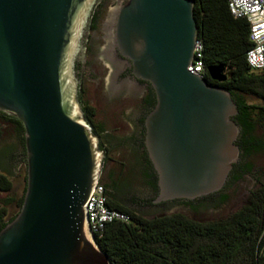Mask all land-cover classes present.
<instances>
[{
  "label": "water",
  "instance_id": "water-1",
  "mask_svg": "<svg viewBox=\"0 0 264 264\" xmlns=\"http://www.w3.org/2000/svg\"><path fill=\"white\" fill-rule=\"evenodd\" d=\"M96 3L0 0V112L22 122L27 166L22 207L0 231V264H112L84 208L105 154L85 118L75 70ZM194 6L124 0L115 16L121 55L156 95L145 119L156 203L217 200L242 154L232 94L190 72ZM207 71L218 83L229 78L223 65Z\"/></svg>",
  "mask_w": 264,
  "mask_h": 264
},
{
  "label": "trees",
  "instance_id": "trees-1",
  "mask_svg": "<svg viewBox=\"0 0 264 264\" xmlns=\"http://www.w3.org/2000/svg\"><path fill=\"white\" fill-rule=\"evenodd\" d=\"M228 1L194 0V16L198 39L204 45L206 69L223 65L229 74L223 83L213 81L208 71L205 79L210 85L228 90L237 104L238 114L233 119L240 127L237 144L242 154L232 171L233 175L239 173L236 179H240L243 174L253 172L251 157L264 158V72L250 68L246 60L252 46L249 24L246 19H235L231 15ZM248 97L257 103L248 102ZM83 110L95 131L94 108L85 103ZM9 135L15 136L17 144L2 146L1 162L11 158L26 164L22 122L0 112V142ZM101 182L107 189L110 207L130 218L129 222L108 225L101 238L94 235L112 264H264V184L251 192L246 205L229 220L201 224L182 215L145 219L120 204ZM11 188L8 176L0 173V191L6 193ZM25 191L26 187L19 200L20 209ZM8 203L0 206V231L16 217L6 220Z\"/></svg>",
  "mask_w": 264,
  "mask_h": 264
},
{
  "label": "rangeland",
  "instance_id": "rangeland-1",
  "mask_svg": "<svg viewBox=\"0 0 264 264\" xmlns=\"http://www.w3.org/2000/svg\"><path fill=\"white\" fill-rule=\"evenodd\" d=\"M121 4L118 2L116 4V0H104L102 2L99 8L97 29L93 34L92 46L95 49L91 52L87 51L84 54L87 56L90 69L96 68L99 75L101 67L97 64L96 54L104 47L102 37L104 31L109 28L110 13L114 9L118 10ZM107 65L109 66L107 71L102 70V73L105 72V75L102 77L103 80H106L111 72L110 65ZM130 84H126L121 89H116V91H106L103 85L97 86L95 83L87 81L88 94L95 100L96 106L99 109V115L96 117L95 122L99 124L100 121H103L110 130L120 125L122 127L121 130L112 131L119 138H124L132 132L135 116L138 112V96L140 91L132 89ZM247 99L248 102L257 103L251 97ZM4 143L17 144V141L15 136L9 135L6 137ZM114 147L116 146L114 145ZM119 152L124 153L125 158L129 162L125 147H117L116 153ZM17 153L18 150L15 154ZM249 161L253 164V172L244 175L237 182H230L227 189L217 200L201 197L193 200L179 199L166 202L160 206L147 207L146 204L152 194V190L141 177L136 158L132 157L130 174L118 184V191H116L119 197L118 200L120 204L132 208L139 216L145 219L182 215L193 222L201 224L227 221L234 213L246 205L251 192L255 191L260 184H264V158L261 155H256L251 157ZM9 169L11 173H5L0 170V173H5L12 182V188L9 192L4 193L0 191V206L9 202L6 206L7 221L16 216L20 210L19 200L26 187L27 176V166L25 163L20 162L19 159L14 160Z\"/></svg>",
  "mask_w": 264,
  "mask_h": 264
},
{
  "label": "flooded vegetation",
  "instance_id": "flooded-vegetation-1",
  "mask_svg": "<svg viewBox=\"0 0 264 264\" xmlns=\"http://www.w3.org/2000/svg\"><path fill=\"white\" fill-rule=\"evenodd\" d=\"M103 1L104 0H97V3L93 8V12L87 27V34H85L84 38V54H86L87 51L91 52L95 49L94 46H92V42L94 39L93 34L97 29L99 8ZM117 2L121 4L124 2V0H116V4ZM116 12L117 9H114L110 13L111 20L109 28L104 31L102 37L104 47L101 48L96 54L97 64L101 67L99 69L100 75L96 71V68L90 69V65L86 55H84L83 57H79V59H77L76 61L75 70L80 81L79 99L82 107L83 104L88 103L94 108V119L96 120V117H98L99 115V109L96 106L95 100L92 99L88 94L89 88L87 85V81L95 83L97 86L103 85L106 91H116V89H121L124 85H129L130 83L132 89H138L140 91V94L138 96L139 106L137 115L135 116L134 128L132 129V132L128 134V136L119 138L113 134L112 131L121 130L122 127L120 125H117L115 129L110 130L103 121L99 120V124L94 122L95 131L100 137V147L105 154L99 179L108 186V189L113 194V196H116L119 199L116 192L118 191V184L121 180H123L127 175L130 174L132 157L136 158V162L140 170V175L152 190V194L148 199V203L146 204V206H160L169 201L160 203L155 202L159 193L158 175L149 157L145 145V119L156 104V95L152 85L149 82L138 79L133 74L132 62L128 58L121 55L116 45L114 38ZM107 64L110 65L111 72L108 75V78L106 80H103L102 77L105 75V72L102 73V70L107 71V69L109 68ZM100 127L101 129H99ZM5 144L8 143L0 142V149ZM114 145L116 147H114ZM117 147H125L129 162L125 158L124 153H116ZM13 161L14 160H12L11 158L2 159L3 163L0 160V170L5 173H11V170L9 168ZM5 173L2 174L6 175ZM246 174H250V172L243 174V176ZM237 175H239V173L233 175V171H231L227 184L232 181L237 182L241 180L243 176L240 179H236ZM223 198L225 197L223 196ZM129 209L132 210V208Z\"/></svg>",
  "mask_w": 264,
  "mask_h": 264
},
{
  "label": "built area",
  "instance_id": "built-area-1",
  "mask_svg": "<svg viewBox=\"0 0 264 264\" xmlns=\"http://www.w3.org/2000/svg\"><path fill=\"white\" fill-rule=\"evenodd\" d=\"M228 7L235 19L247 20L252 46L246 54V60L253 71L264 72V0H229ZM203 53V42L197 38L190 72L201 78H205L207 74ZM84 208L90 229L99 238L103 236L108 225L130 220L126 213L110 207L107 189L100 179L92 189Z\"/></svg>",
  "mask_w": 264,
  "mask_h": 264
}]
</instances>
